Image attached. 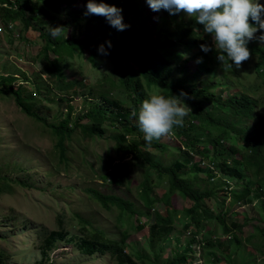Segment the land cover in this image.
Segmentation results:
<instances>
[{"label": "rangeland", "instance_id": "obj_1", "mask_svg": "<svg viewBox=\"0 0 264 264\" xmlns=\"http://www.w3.org/2000/svg\"><path fill=\"white\" fill-rule=\"evenodd\" d=\"M6 1H0V23L7 22L6 27L0 26V39L4 45V48L0 45V73L8 72L7 75L15 76H21L23 73L20 71L26 73L29 79L26 85H19L20 89L23 94H27L28 88L35 90V96L38 95L37 100L40 103L38 114L46 118L48 123H59L65 118L66 109L71 105L72 112L68 125L74 131L70 138L65 140L63 160L56 150L57 136L53 134L51 127L21 112L10 94L0 93V264H45L46 262L117 264L116 257L109 250L88 256L75 247L74 243H67V239L75 235L76 239L95 240L99 243L107 241L112 245L109 240L118 241L123 237L125 244L129 246H142V240L147 236V226L154 221L153 214H149L148 217L140 216L138 219L133 214V222L129 226L123 222L124 218L118 220L120 209L117 206H104L93 198L88 190L92 188L101 193H111L125 200L129 199L135 209L145 210L137 198L138 184L143 172L134 164L130 155L123 159L121 153L116 150L112 134L121 131L120 124L114 121L118 108L113 107L103 98L116 99L124 107L135 106L134 93L122 76L126 75L127 70H137V65L129 59L117 64L115 60L113 62L103 55H98L96 65H92L87 60L89 52L84 46L81 55H75L73 59H66L62 63L63 73L60 76L52 77L47 74L41 75L42 77L37 76L36 72L45 73L42 69L44 60L39 54L45 45V38L40 32L49 34V28L62 26L67 30L65 39L78 37L79 40L91 43L96 48L101 44L108 48L106 42L110 41L112 45L110 49L118 51L138 33L141 18L146 15L149 18L143 24L145 36L150 39L151 35L160 29L158 37L169 43L172 41L169 33L174 29L171 18L168 19L164 15L163 9L158 12L150 11L146 0H93L95 3L103 2L122 10V22L127 27L120 31L111 26L103 16H86L84 13L88 0ZM35 2L38 8L36 11L33 10ZM259 2L264 4V0ZM19 8L23 11L22 15L12 16L11 12H7V17H2L5 9L16 11ZM22 18L28 20L27 25L22 23ZM150 24L156 27H148ZM52 39L54 42L63 40ZM206 41L208 45L213 44L210 35ZM62 48H69V43H57L51 49H56L54 52H58ZM178 50L183 52L182 60L178 63L184 65V68L168 65L167 61L171 58H161L160 49L153 52L144 50L143 46L138 57L154 74L168 76L167 79L172 76L174 79H184L188 90L205 86V92L212 93L218 99L242 87L262 84L264 76H259L256 72L259 67L256 65L254 55H251L240 69L234 68L236 75L227 76L228 81L232 82L231 85L228 84V89L224 88L220 91L224 74L216 70L215 74L208 76L205 72L198 71L200 63L192 58L195 51L187 53L182 46H178ZM48 55L54 57L51 52ZM214 58H217V53ZM183 59H186V62H183ZM217 63L215 64L217 68L222 67L219 62ZM173 64L176 62L173 61ZM259 72L263 74L264 67H260ZM138 78L143 100L157 91L163 94L161 88L147 87L142 77ZM112 82L115 83L113 86H111ZM172 83L177 81L173 80ZM40 84L43 89L38 90L37 86ZM13 88H17V84H13ZM263 92L264 87L257 89L252 95L258 100ZM164 95L169 96V93ZM191 96L195 98L192 101L195 107H202L206 117L211 116V109L216 105L221 114L225 113V106L215 104L211 99L201 96V93ZM184 102L191 108L185 120L184 126H186L189 121L192 122L189 117L195 113V110L187 99ZM88 110L98 117L101 116V127L104 128L101 135L89 134L74 126V121L80 117L81 123L97 122L91 116L83 117ZM255 111L264 117V99L263 104ZM248 123H251V120L240 124V128L243 129L242 135L250 132ZM176 131L175 129L170 135L159 139L171 146L166 154L162 156L156 148L148 147L146 150L149 156L154 160H161L166 165L173 157L180 154L176 148L184 149L185 144L182 142L184 138ZM195 131L200 132V129ZM139 135H143V132L139 131ZM229 135L235 136L232 131ZM127 136L134 137L131 134ZM240 141L239 137L235 139L236 143ZM193 159L201 160L202 164L207 163V167L212 169L208 183L219 192L214 191L211 197H204L193 216L189 210L192 202L179 196L176 207L186 213L178 212L175 216L173 227L163 241L164 250L161 258L171 259L175 253L186 250V261L193 259L192 264H232L234 261L238 264H264V240L259 236V231L264 228V208L259 198L245 202L235 198L232 193L239 192L242 181L224 176L206 157L194 154ZM109 168L121 177L120 184L109 181L108 176L106 178L105 171ZM149 174L154 184V192L158 196L168 190L167 177L160 179L155 172ZM197 175L203 180H199L198 185H194L193 188L202 189L204 185H209L206 183L204 173L199 172ZM246 178L244 176L243 181ZM219 182L228 186L224 187L222 184L224 190L221 191ZM162 213H165L164 209ZM140 224L142 226L137 229ZM43 229L46 235L58 230L68 233L63 238L58 237L54 240L46 260L40 252L46 236ZM195 231H199L196 239H208L211 243L214 241L211 250L218 252L217 262L207 260L206 252L202 257L201 247H197L194 241L187 243L186 238L188 239ZM95 232L102 234L103 238L95 237ZM235 238L239 239L240 245L232 249ZM145 253L149 259L154 254L149 250ZM226 256H229V262L225 261ZM143 263L148 262L143 261Z\"/></svg>", "mask_w": 264, "mask_h": 264}, {"label": "trees", "instance_id": "obj_2", "mask_svg": "<svg viewBox=\"0 0 264 264\" xmlns=\"http://www.w3.org/2000/svg\"><path fill=\"white\" fill-rule=\"evenodd\" d=\"M0 1L7 2L6 0ZM257 1L260 3L259 0ZM33 4V10H38L36 2ZM7 12H11L12 16L23 14V11L20 8L16 11L5 9L2 16L3 18L7 17ZM164 13L168 19L171 18L170 20L174 26V29L169 33L172 36V41L169 43H167L165 39L163 41L160 40V37H158V33L161 31L160 29L158 31L156 30L157 33L151 35L150 39L145 36V26L143 27V24L146 19L149 18V16L146 15L144 18H141V26L138 33L123 44L118 51L108 49L110 54L107 55V57L110 58L111 61L114 62L115 60V63L122 64L125 59H129L137 65V70H127L126 75L122 76L130 90L134 93V107L138 109L143 102V92L138 78L140 76L142 77L145 86L159 87L163 90V94L169 93V96L171 94L178 95L181 90H183L190 97V99L187 100L190 103H193L191 94L197 95V93H201V96L211 99L215 104L225 106L226 108L224 111L225 113L221 114L216 105L211 109V116L206 117L202 111L203 108L200 106L195 107L194 103L195 113L189 117L192 122L189 121L187 125L184 126L187 118L185 117L183 127L176 129V133L184 138V141L182 142H184L185 146L180 141L183 144L184 149L177 147L176 150H178L180 154L176 153L177 156L173 157L169 164L164 165L161 160H154L151 158L146 149L148 147H154L163 156L166 154V151L170 149V144H167L162 140H155L150 145L146 144L144 142V134L139 135L140 130L138 128L137 119L131 116L130 107L122 106L120 101L116 99L103 97L105 100L107 99V102L113 107L118 108L115 112L114 121L120 124L121 131L112 134V137L115 140L116 150L121 153L122 157L130 155L134 164L143 172V177L138 184L139 190L137 192V198L145 210L135 209L132 201L129 199L125 200L122 197L111 193H101L92 188L88 190L93 198L104 206H117L120 209V213L117 217L118 220L124 218L123 222L129 226L132 225L133 214L136 215V219L140 216L148 217L149 214H153L154 221L147 226V236L143 238L142 246H129V244H125L123 237L118 241L109 240L112 244L110 245L107 241H103V243L100 241L99 243V241L95 240L76 239L77 236L75 235H71L67 239V243H74L75 247L88 256L96 252L103 253L107 249L116 257L117 264H144L143 261L148 262L146 264H192L193 259L189 262L186 261V250H183L181 253H175L171 259H163L161 258V255L164 250L163 241L167 238L173 227L175 216L178 212L183 211L186 213L184 210L177 209L176 207L179 196L189 199L192 202L189 210L191 216H193L196 209L200 207L204 197L209 198L213 195L214 191L219 192L217 188L213 189L208 183L210 182L209 177L212 175V169L207 167L206 164H201L200 162L195 161L193 159L194 154L208 158L213 167L224 176L242 181V186L239 192L236 194L232 193L235 198L243 202L259 198V201L264 208V117L259 112L255 111L258 106L263 104L264 92L262 95L260 94L259 101L252 95L257 89L264 87V78L262 79V84L256 83L250 87H242L238 91L231 94L227 93L224 97L218 99L212 93L205 92V86L188 90L187 87H185L186 80L184 79H174V76L167 79L168 76L154 74L139 60L138 56L141 55V48H143V46L144 50H150L153 52L160 49L159 55L161 58H171L170 61H167V64L174 68H184V65L182 66L178 63L183 57V52L178 50V46H182L187 53L192 52V50L195 51L192 56L193 60L197 61L196 59H202L199 68H197L198 71L205 72L208 76L215 74L216 70H219L220 73L224 74L222 76L224 82L220 83L222 87L220 91H223L224 88L228 89V84L231 85L232 83L228 81L227 76L236 75L233 71L234 68L225 71L223 70V67L217 68L215 66V64H218V60L217 58H214L217 53L214 45H209L212 50L207 53L201 51L200 45H208L206 39L209 35L204 33L203 26L198 25L194 18H189L183 12L176 15H170L164 10ZM21 21L24 25H27L28 23V20L25 18H22ZM249 23H252L258 28V25H255L251 20H249ZM6 24L7 22L4 23L3 26L5 27ZM150 26L154 25L150 24L148 27ZM154 27H156V25ZM40 35L45 38V45L39 52L44 60L42 69L45 73L36 72L37 76L42 77V74H47L52 77L54 75L60 76V74L63 73L62 63L66 59H73L75 55H81L84 46H86L89 52L87 60L92 65H96V58L99 54L96 46L91 43L81 41L78 37L54 42L48 33L42 31L40 32ZM254 36L255 38L248 42L247 47L250 49L252 55L256 57V65L259 68H262L264 67V40H261L260 37L264 36V30L258 28ZM175 41L177 43H174ZM65 42L69 43V48H62L58 52H54L56 49H51L54 44ZM49 52L53 53L54 57H50L48 55ZM173 61H175L176 64H173ZM183 62H186V59H183ZM259 68L256 69L257 74L259 76H264V73L260 74ZM18 79L22 82H26L29 78L25 72L21 76L16 77L13 75H7L2 81L0 80V93L10 94L14 104L21 112L51 127L53 134L57 136L56 150L59 157L64 160L66 149L65 140L70 138L74 131V129L68 125L72 106H68L65 118L59 123H48L46 118L41 117L38 114L40 103L37 100L38 95H30V91L33 89L30 91L27 90V94H23L20 89L21 86H19L21 83L17 84V88H12L11 85ZM173 80L175 82L177 81V83H172ZM114 84L115 83L112 82L111 86ZM37 89H43L42 84L38 85ZM110 111L112 112V108H110ZM213 115H215V117H213ZM89 116L97 122H92L90 124L81 123L80 117V119L74 121V126L89 134L98 133L101 135L104 132V128L101 127V116L98 117L97 114H93L91 110H88L83 117ZM247 120H251V123H248L247 126L251 130L248 134L242 135L243 129L240 128V124L242 122H247ZM196 129H200V132L195 131ZM230 131H232L235 136H230ZM127 134H131L134 137L128 138L129 135L127 136ZM237 137L241 140L239 143L235 142ZM172 146H174V144H172ZM150 172H155L160 179L164 176L167 177L168 190L164 191L160 196L154 192V184L153 181H151ZM199 172L204 173V178L207 181L206 183L209 184L204 185L205 187H202V189L193 188L194 185H198L199 180H203L197 175ZM105 173L106 178L108 176L109 181L115 182L117 185L121 183V177L110 168L109 170H106ZM244 176L247 177L245 181H243ZM222 184L224 187L228 186L223 182H219L218 185L221 191L224 190V188L221 187ZM162 209H164L165 213H162ZM141 226L142 224L138 225L137 229ZM43 231L46 235V231L44 229ZM198 232L199 231H195L191 233L188 239L186 238L187 243H193L194 241L197 247H201L202 257L206 252L205 257L207 260L210 259L212 262H217L218 258L216 256L218 255V252H213L211 250L214 241L211 243L208 239H196ZM259 232L260 238L264 240V228ZM65 234L68 233H62L60 230L47 233L43 239V245L40 247V252L45 260L47 259V253L54 245V240L58 237L63 238ZM94 236L100 239L103 238L102 234L99 232H95ZM239 245V239L235 238V244L232 249ZM138 248H142V250H138ZM146 250L154 253L150 259L145 253ZM223 257L225 258V256ZM226 257L225 261L229 262V256ZM45 264L51 263L46 262ZM232 264L238 263L234 261Z\"/></svg>", "mask_w": 264, "mask_h": 264}, {"label": "clouds", "instance_id": "obj_3", "mask_svg": "<svg viewBox=\"0 0 264 264\" xmlns=\"http://www.w3.org/2000/svg\"><path fill=\"white\" fill-rule=\"evenodd\" d=\"M146 3L154 12L161 9L170 15L183 12L189 18H194L198 25L203 26L204 33L211 36L212 45L217 51V60L225 71L240 69L242 64L251 58L252 53L247 44L255 38L254 34L258 28L264 30V4L258 3L257 0H146ZM121 11L115 6L88 0L84 14L103 16L111 26L123 31L127 25L122 22ZM249 20L258 25V28L249 23ZM3 24L0 23V26ZM66 34L67 30L62 26L49 28V35L54 39H65ZM260 39L264 40V36ZM106 43L108 48L103 44L98 46L99 55L110 54L108 49L112 47L111 42ZM200 48L205 53L212 50L207 44H201ZM196 62L201 63L202 59ZM186 99L190 97L183 90L179 96H166L157 91L143 100L138 109L130 105L131 116L137 119L138 128L143 132L146 144L150 145L153 141L170 135L175 129L183 127L184 118L191 112V108L184 102ZM191 99L194 101L195 98L191 96ZM191 104L194 107V103ZM197 161L203 163L201 160Z\"/></svg>", "mask_w": 264, "mask_h": 264}, {"label": "crops", "instance_id": "obj_4", "mask_svg": "<svg viewBox=\"0 0 264 264\" xmlns=\"http://www.w3.org/2000/svg\"><path fill=\"white\" fill-rule=\"evenodd\" d=\"M6 29V28H5ZM9 32V31H8ZM12 35V34H11ZM2 42V39H0V45L2 46V48H4V45L1 43ZM23 69H25L24 67H23ZM20 72H22V73H24L23 71H20ZM7 73L8 72H1L0 73V80L2 81L5 77H7L6 75H7ZM9 74V73H8ZM15 74V73H14ZM5 76V77H4ZM13 76H15V75H13ZM42 76H44V74H42ZM16 77V76H15ZM15 82V81H14ZM27 83V82H26ZM26 83H25V85H26ZM12 86V88H13V84L11 85ZM2 87V86H1ZM26 88H27V86H26ZM31 89H29L28 88V91H30Z\"/></svg>", "mask_w": 264, "mask_h": 264}, {"label": "built area", "instance_id": "obj_5", "mask_svg": "<svg viewBox=\"0 0 264 264\" xmlns=\"http://www.w3.org/2000/svg\"><path fill=\"white\" fill-rule=\"evenodd\" d=\"M19 83H21V84H19ZM25 83H26V82H22V81H20V80L18 79V81L14 82L13 84L23 85V84H25ZM30 95H31V96H35V95H36L35 90H31V91H30Z\"/></svg>", "mask_w": 264, "mask_h": 264}]
</instances>
